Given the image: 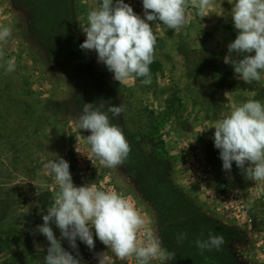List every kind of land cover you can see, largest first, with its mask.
I'll return each instance as SVG.
<instances>
[{
    "label": "rangeland",
    "instance_id": "1",
    "mask_svg": "<svg viewBox=\"0 0 264 264\" xmlns=\"http://www.w3.org/2000/svg\"><path fill=\"white\" fill-rule=\"evenodd\" d=\"M66 1L0 0V9L6 10L5 26L11 27L13 33L7 43L0 45V65L16 58L14 72L5 73L4 67H0V180L15 184L16 213L8 226L15 227L20 237L10 251L0 255V264H45L49 242L36 231L46 214L40 199L49 206L58 186L44 164L55 156L64 158L69 162L74 184L78 185L74 137H81L90 151L83 138L90 132L77 127V116L84 103L103 104L102 110L122 103L124 112L112 118V123L122 128L131 151L122 166L104 167V173H111L116 185L131 195L142 213L152 219L151 227L163 246L176 253L175 259L166 264H193L188 255L195 253L188 254V238L183 244L176 240L178 233L186 232L188 236L189 231L199 239H207L209 232L223 235V249L211 251L210 258L216 261L264 264L251 254L252 236L226 223L193 193L183 157L177 151L183 142L191 147L204 143L206 163L216 173L217 165L209 159L214 132L205 130L203 122L222 118V109L230 101L255 99L264 103V74L259 82L250 85L238 77L225 76L231 65L208 58L227 54V47L169 44L163 35L153 31L157 41L164 42L154 53L163 61V74L154 84L144 85L135 79L120 85L97 61L94 50H82L81 63L80 56L69 52L67 43L64 46V36L70 33L68 23L64 22L68 15ZM100 2L73 1L77 20L72 33L78 37L79 45L86 39L81 28L87 23V15ZM133 10L136 12L138 7ZM219 33V40L231 34ZM70 59L77 66L71 65ZM87 69L96 70L99 76L87 81L83 77ZM236 87L243 92H236ZM257 88L258 95L253 96L251 90ZM159 141L164 143L163 149L156 146ZM164 197L166 202L162 201ZM51 226L60 239L59 229ZM94 240L91 250L79 239L76 241L79 257L85 264H98V256L103 253L110 257L106 264H127L110 261L117 258L95 236ZM61 243L65 250L77 254L66 239ZM155 262L158 260L151 264Z\"/></svg>",
    "mask_w": 264,
    "mask_h": 264
},
{
    "label": "clouds",
    "instance_id": "2",
    "mask_svg": "<svg viewBox=\"0 0 264 264\" xmlns=\"http://www.w3.org/2000/svg\"><path fill=\"white\" fill-rule=\"evenodd\" d=\"M189 5L202 18L210 13L214 0H142L143 17L124 0H101L89 11L87 23L81 28L86 39L80 48L94 50L97 61L120 85L136 78H143L141 83L149 85L157 44L151 22L159 21L168 29L180 32L189 22ZM231 13L237 35L227 45L224 63L233 67L238 79L250 85L259 82L264 74V0H234ZM12 34L11 27L0 26V45L7 43ZM0 67H4L5 73L14 72L16 58L7 59ZM102 109L103 104L84 103L77 116V127L90 132L83 137L90 145V154L102 166L114 169L125 163L131 151L122 128L112 123V118L122 115L124 107L121 103ZM210 128L215 129L214 147L219 150L223 170L230 172L235 162L246 179L264 182V103L250 99L233 105ZM76 151L81 153L78 148ZM55 157L44 168L54 176L58 191L42 215L43 223L36 227L49 242L45 264H82L76 241L79 239L91 250L95 247L94 236L120 261L134 258L137 264H151L154 260L166 264L175 259L176 253L163 246L157 231L151 227L152 219L130 198L114 189L102 190L95 183L76 186L69 162ZM52 224L59 229L60 239L54 234ZM64 239L77 251L76 255L62 247ZM186 239V232L176 236L178 244ZM224 244L223 235L213 232L208 233L207 239L195 240L201 254L205 250L221 251ZM98 264H106L104 253L99 254Z\"/></svg>",
    "mask_w": 264,
    "mask_h": 264
},
{
    "label": "built area",
    "instance_id": "3",
    "mask_svg": "<svg viewBox=\"0 0 264 264\" xmlns=\"http://www.w3.org/2000/svg\"><path fill=\"white\" fill-rule=\"evenodd\" d=\"M132 6L142 7V1L140 0L138 4L135 3ZM0 10V26H5L6 17L3 14L6 13V10L5 8ZM35 74L38 76L39 72L37 71ZM41 85L39 84L40 90H45V87ZM73 145L78 166V185L76 186L95 183L102 190L114 189L134 202L131 195L116 185L111 173H104V166L90 154L81 137L75 136ZM76 148L81 153L77 152ZM205 148L204 143L191 147L187 142H183L178 146L177 151L183 157L182 162L186 168L188 180L191 184L197 183L203 187L207 203L216 215L235 229L252 236L254 247L251 254L259 261L264 262V182H255L246 189L227 183L219 186L215 184V187L210 189L208 180L213 174V170L206 163ZM87 156H90L91 160ZM93 177L95 179L90 182ZM51 190L53 191L54 187H51ZM135 206L137 207L136 204ZM116 260L118 259L112 258L110 261L114 263ZM126 262L127 264H136L134 258H129ZM153 264H164V262L158 261Z\"/></svg>",
    "mask_w": 264,
    "mask_h": 264
},
{
    "label": "crops",
    "instance_id": "4",
    "mask_svg": "<svg viewBox=\"0 0 264 264\" xmlns=\"http://www.w3.org/2000/svg\"><path fill=\"white\" fill-rule=\"evenodd\" d=\"M124 2L132 6L133 4L138 3V0H124ZM233 3L234 0H214L213 7L209 9L210 13L202 18L198 14L197 9L189 5L187 12L190 16V19L189 22L186 24V26L180 32H176L174 30L168 29L159 21H155V23L151 22V26L153 28V31L163 35L164 37L163 39L166 42L168 40L169 44L170 42L172 44H177V45L193 43L197 45H202L204 48L206 47L211 48L217 46L226 48L227 45L230 42H232L237 35V30H235L231 19V15H232L231 9ZM135 13L143 17V8L139 7ZM189 24H192V26H189ZM218 32H223V33L230 32L231 34H229L228 37L219 40L216 37L221 38L222 34L221 33L218 34ZM226 55L227 54L218 55L214 58L210 57L208 59L224 62V57ZM225 76L237 77V75L234 73V69L232 66L229 67V71L228 73L225 74ZM259 88H263V87H259ZM259 88L255 90H251V94L253 96L258 95ZM241 89L236 87L235 91L238 92V90ZM240 92L243 91L241 90ZM241 103L243 102L230 101V104H227L222 109L223 111L222 115L224 116L228 114L231 111L233 105H239ZM217 120L219 119L211 118L210 120L203 122L202 126L205 130H208L210 132H215V129L210 127H212ZM209 159L212 160L213 164L217 165V168H215L216 173L213 172V174L209 177L208 180L209 183L208 185L210 189L215 187V183L218 182L223 183L224 180L227 183H229V185L242 189H246L251 184L255 183L254 181L245 178L242 171L239 168H237L235 162H233L232 169L230 172L224 171L222 168V160L219 158V150L216 149L215 147H213V149L210 150ZM192 191L194 194H196V196L198 197L200 196V198H202L204 202H207L205 193L203 191V187L201 185L194 183L192 185ZM200 194H203V197H201ZM82 264H85L84 259H82Z\"/></svg>",
    "mask_w": 264,
    "mask_h": 264
},
{
    "label": "trees",
    "instance_id": "5",
    "mask_svg": "<svg viewBox=\"0 0 264 264\" xmlns=\"http://www.w3.org/2000/svg\"><path fill=\"white\" fill-rule=\"evenodd\" d=\"M74 0H67L68 5V15L65 16V21L68 23V28L70 33L67 36H64V46L69 49V52L72 51V54L79 55L81 63L83 62V51L80 48L78 37L73 35L72 28H75V21L76 19V9L73 3ZM55 26V25H54ZM72 29V30H71ZM164 42L157 41L155 50L161 49L163 47ZM64 49V48H63ZM71 65L77 66L71 59L69 62ZM87 69L84 72V79L87 81H91L90 77L96 78L98 73H96V70ZM150 71H151V84H154L157 82L158 78L163 74L164 72V64L161 59L158 57H154L153 63L150 65ZM139 82L143 78H136ZM156 146L158 148L163 149L164 143L162 141H159L156 143ZM13 183H5L2 180H0V255L10 251L14 245H16V241L20 240V237L16 235V228L15 227H9L8 221L15 216V184ZM163 202H166L165 197L162 199ZM41 205L44 210L47 209V206L42 199H40ZM188 241L189 246L188 248V254L191 252L195 253L193 255H188L190 258L193 259V264H223V261H216L212 258H210L211 251L205 250L203 254L200 253L198 248L195 245V240L199 239L195 234L193 235L191 231L188 232ZM187 259V258H186Z\"/></svg>",
    "mask_w": 264,
    "mask_h": 264
}]
</instances>
